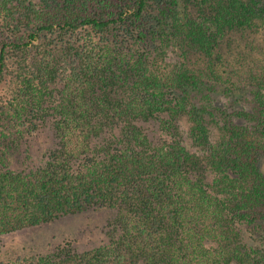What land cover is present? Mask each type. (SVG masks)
Returning a JSON list of instances; mask_svg holds the SVG:
<instances>
[{
    "label": "trees",
    "instance_id": "obj_1",
    "mask_svg": "<svg viewBox=\"0 0 264 264\" xmlns=\"http://www.w3.org/2000/svg\"><path fill=\"white\" fill-rule=\"evenodd\" d=\"M256 21L264 0H0V235L111 216L0 264H264V84L184 51Z\"/></svg>",
    "mask_w": 264,
    "mask_h": 264
},
{
    "label": "rangeland",
    "instance_id": "obj_2",
    "mask_svg": "<svg viewBox=\"0 0 264 264\" xmlns=\"http://www.w3.org/2000/svg\"><path fill=\"white\" fill-rule=\"evenodd\" d=\"M184 51L186 67L199 75L264 84V26L258 21L243 30H229L210 54L192 47ZM19 161L15 159L16 164ZM110 217L108 211L85 208L50 223L2 234L0 261L52 251L65 241L73 242L79 250L97 246L106 240Z\"/></svg>",
    "mask_w": 264,
    "mask_h": 264
}]
</instances>
